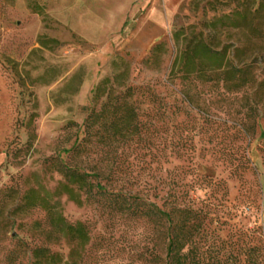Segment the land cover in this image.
Returning a JSON list of instances; mask_svg holds the SVG:
<instances>
[{
  "label": "rangeland",
  "instance_id": "1",
  "mask_svg": "<svg viewBox=\"0 0 264 264\" xmlns=\"http://www.w3.org/2000/svg\"><path fill=\"white\" fill-rule=\"evenodd\" d=\"M263 3L0 0V264H32L39 246L61 253L63 264H165L166 245L142 199L190 205L200 216V234L183 254L194 247L203 264H264V119L245 136L235 126L247 111L242 93L224 95L202 73L184 79L178 67L173 76L182 46L201 35L228 55L245 44L263 48L264 10L256 34L250 24L236 26L245 23L238 12ZM107 76L160 98L153 107L138 97L153 125L110 164L107 155L67 152ZM61 162L98 165L102 175L92 181L108 192L81 190V205L59 193ZM32 189L69 222L85 223L90 239L74 256L68 240L48 231L46 209L26 207ZM118 192L141 198L140 208L119 206Z\"/></svg>",
  "mask_w": 264,
  "mask_h": 264
},
{
  "label": "trees",
  "instance_id": "2",
  "mask_svg": "<svg viewBox=\"0 0 264 264\" xmlns=\"http://www.w3.org/2000/svg\"><path fill=\"white\" fill-rule=\"evenodd\" d=\"M263 8L264 3L257 7L256 12L250 9L238 12L236 15L245 23H237L236 26L250 24L251 33L256 34L263 25L258 26L254 22ZM246 20H249V23ZM176 38L179 40V34ZM253 45L254 43H250L236 47L234 54L228 55V50L217 45L211 34L206 37L201 35L194 46L191 43L182 46L180 55L173 65L174 77L177 75L175 69L178 67L179 72L185 74L182 77L184 79H190L194 73H202L207 75L205 81L210 82L214 90L222 89L224 95L228 96L242 93V99L247 102V111L239 125L235 126L241 134L250 137L256 133L259 120L264 119V59L261 60L259 57L260 53H264V47L255 49ZM161 47L162 44L155 47L154 55ZM247 52L250 56L243 57ZM253 54L257 56L252 57ZM118 79H120L118 76H107L98 85L94 97L96 106L91 109L84 121L83 136L77 139L71 150L67 151L72 152L73 157H90L95 152L107 155L110 164L113 156L118 158L129 147L140 144L143 136L153 125L143 119L138 97L142 95L144 102L154 107L160 103L158 94L152 89L144 90L142 87L120 83ZM184 95L188 101V95ZM61 165L60 171L64 181L60 184L58 192L68 195L77 204L83 203L81 190L87 188L91 190L94 186L102 194L108 192L107 185L98 180L95 186L92 181L93 178L99 179L102 175L98 165L93 169L70 165L67 162H61ZM31 192L36 196L29 195ZM29 193L26 207L46 209L48 231L68 240L71 245L70 255L74 256L79 248L87 245L90 235L84 222H69L63 212L51 206L46 197L38 195L37 190L32 189ZM116 197L119 206L128 204L134 209L140 208L141 204L137 201L141 198L137 196L118 192ZM141 201L144 205L141 212L159 226V237L166 245L163 258L165 264H201L194 253V247L193 251L190 249L187 253H182L188 244L191 242L195 244L194 238L200 234V216L193 207L190 205L179 207L170 201L168 207L162 208L153 201L143 199ZM63 260L61 253L53 251L51 247L39 246L33 250L32 264H63Z\"/></svg>",
  "mask_w": 264,
  "mask_h": 264
}]
</instances>
